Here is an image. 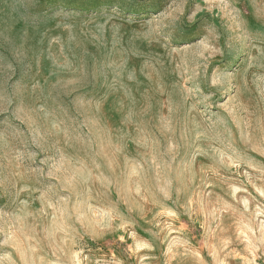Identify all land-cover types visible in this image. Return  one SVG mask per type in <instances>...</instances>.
Returning <instances> with one entry per match:
<instances>
[{"label": "rangeland", "instance_id": "1", "mask_svg": "<svg viewBox=\"0 0 264 264\" xmlns=\"http://www.w3.org/2000/svg\"><path fill=\"white\" fill-rule=\"evenodd\" d=\"M0 264H264V0H0Z\"/></svg>", "mask_w": 264, "mask_h": 264}]
</instances>
